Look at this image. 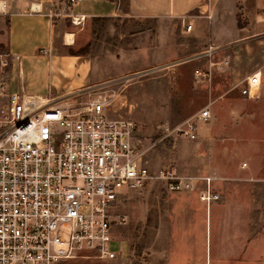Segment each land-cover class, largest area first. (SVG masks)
Wrapping results in <instances>:
<instances>
[{"label": "rangeland", "instance_id": "obj_1", "mask_svg": "<svg viewBox=\"0 0 264 264\" xmlns=\"http://www.w3.org/2000/svg\"><path fill=\"white\" fill-rule=\"evenodd\" d=\"M242 1L235 3L234 29L228 18L221 41H212L208 32L197 38L176 19L155 18L92 19L87 36L72 44L58 37L52 54L74 61L70 73L81 77L80 64L88 67L89 80L70 92L84 99V90L95 87L91 97L111 95L113 114L137 125L149 167L172 166L193 185L171 191L164 181L152 180L126 194L119 211L127 223L118 229L128 246L126 257L59 264H264V24L245 14L243 6L254 0ZM3 9L0 50L8 51ZM210 45L216 48L205 54ZM193 55L200 56L168 65ZM195 69L209 71L208 77ZM253 72L261 73L260 91L248 99L239 82ZM27 83L25 77L26 92ZM205 106L211 116L196 140L162 138L161 125L174 126Z\"/></svg>", "mask_w": 264, "mask_h": 264}, {"label": "built area", "instance_id": "obj_2", "mask_svg": "<svg viewBox=\"0 0 264 264\" xmlns=\"http://www.w3.org/2000/svg\"><path fill=\"white\" fill-rule=\"evenodd\" d=\"M80 1L51 0L47 15L81 25L84 15L70 14ZM181 25L192 29L185 16ZM23 72L19 55L0 50V264L126 257L128 246L118 233L127 223L120 201L152 180L164 181L171 191L191 189V180L172 166L149 167L137 125L113 114L105 91L91 97L95 87L86 89L84 99L72 92L31 94ZM195 74L207 78L209 71ZM260 84L261 73L253 72L239 82V92L255 99ZM210 116L205 106L174 126L161 125L162 138L196 140ZM205 194L209 199V190Z\"/></svg>", "mask_w": 264, "mask_h": 264}, {"label": "crops", "instance_id": "obj_3", "mask_svg": "<svg viewBox=\"0 0 264 264\" xmlns=\"http://www.w3.org/2000/svg\"><path fill=\"white\" fill-rule=\"evenodd\" d=\"M49 1L51 0H27L12 4L1 1L3 14L8 20L4 48L22 58L24 83L25 77H28L27 93L31 94L68 93L75 88L72 86L82 85L83 79L86 82L89 80L86 77L88 67L81 69V65L85 66V64H80L76 70L82 73L81 77H75L74 73H70L74 61L62 55L52 54V49L58 37L65 42L66 34L72 35V42L78 36H87L85 34L89 31L86 29V24L92 19L116 18L128 23L131 19L145 21L155 18L176 19L181 22V18L185 16L186 21L192 24L190 31H193V36L204 38L208 32L212 41H221L218 35L221 34L224 26L235 25L236 17V0L230 5L221 3L220 0H125L124 5L120 0H81L71 8L70 14L84 15V22L81 25H72L68 17H48ZM33 4L37 7H32ZM243 9L247 16H258L256 23L264 24L262 0H254L250 5L247 3ZM231 27L234 29L233 26ZM65 44L72 43L65 42ZM42 49L47 53L43 54ZM10 79L12 81L10 89L15 90L13 71L10 73Z\"/></svg>", "mask_w": 264, "mask_h": 264}, {"label": "bare ground", "instance_id": "obj_4", "mask_svg": "<svg viewBox=\"0 0 264 264\" xmlns=\"http://www.w3.org/2000/svg\"><path fill=\"white\" fill-rule=\"evenodd\" d=\"M2 7H3V4H2V2L0 1V10H2ZM32 7H37V6H35L34 4L32 5ZM39 7V6H38ZM64 40H65V42L66 43H72V35L71 34H66L65 35V37H64ZM260 72H258V74H259Z\"/></svg>", "mask_w": 264, "mask_h": 264}, {"label": "water", "instance_id": "obj_5", "mask_svg": "<svg viewBox=\"0 0 264 264\" xmlns=\"http://www.w3.org/2000/svg\"><path fill=\"white\" fill-rule=\"evenodd\" d=\"M200 55H193L191 57H188V58H185V59H182V60H178V61H174L168 65H175V64H179V63H182V62H185V61H189V60H192V59H195L197 57H199ZM165 67V66H164Z\"/></svg>", "mask_w": 264, "mask_h": 264}]
</instances>
